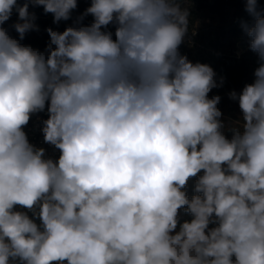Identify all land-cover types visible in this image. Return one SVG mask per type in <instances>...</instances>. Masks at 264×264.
Segmentation results:
<instances>
[{
    "label": "clouds",
    "instance_id": "1",
    "mask_svg": "<svg viewBox=\"0 0 264 264\" xmlns=\"http://www.w3.org/2000/svg\"><path fill=\"white\" fill-rule=\"evenodd\" d=\"M188 3L91 0L41 51L30 5L58 25L77 0H0V264H264V10L246 0L259 66L225 123L224 78L179 51ZM45 110L57 159L24 131Z\"/></svg>",
    "mask_w": 264,
    "mask_h": 264
},
{
    "label": "trees",
    "instance_id": "2",
    "mask_svg": "<svg viewBox=\"0 0 264 264\" xmlns=\"http://www.w3.org/2000/svg\"><path fill=\"white\" fill-rule=\"evenodd\" d=\"M19 4H23L25 0H17ZM80 5L79 9L81 13L85 11L87 7L90 6L91 0H77ZM189 2L195 5V10L200 15L201 20L205 24L218 23L222 28L219 29L215 39L211 40L210 48L201 51L197 55L190 57V61L193 63L200 62L210 65L215 73L217 74V79L221 77L224 78V84L222 87L217 88L216 95H223L225 89L238 90L243 88L245 84L252 83L254 80V73L248 67L244 66L239 71L226 72L223 76L218 77L224 69V66L231 64L227 58L229 53H232L236 48L238 42L245 38L248 42V37L241 27L242 21L252 22V17L245 10L244 15L241 17L240 21L235 25L228 26L229 23V9L234 5L235 0H189ZM262 4V0H258V9ZM246 8V7H245ZM261 10V9H260ZM30 12H34L37 16L36 23L39 25L40 30L38 32L33 31L26 35L25 39L22 41L24 44L31 45L33 48L43 50L49 40L48 34L45 31L48 27L53 28L57 31H63L66 27L71 26L73 21L76 19H70L68 21H61L58 25L53 23L52 14H45L42 7H29ZM79 16V15H78ZM18 13L13 12L10 20L6 22L3 26L8 29L9 34L14 38H18V34L12 28V25L17 21ZM85 24H89L88 20H84ZM227 25V26H226ZM109 30L115 31L113 25H109ZM182 54V48H179ZM249 55L257 57L256 53L249 49ZM258 58V57H257ZM224 60V61H223ZM212 96H209L211 98ZM218 107L223 112V119L225 123L229 121H235L240 116V110L238 102L236 103H220ZM202 174V173H201ZM196 178H191L188 182L186 191L191 197L194 194V185ZM180 222H184L186 218H192L190 215L186 214L183 209L179 211Z\"/></svg>",
    "mask_w": 264,
    "mask_h": 264
},
{
    "label": "rangeland",
    "instance_id": "3",
    "mask_svg": "<svg viewBox=\"0 0 264 264\" xmlns=\"http://www.w3.org/2000/svg\"><path fill=\"white\" fill-rule=\"evenodd\" d=\"M190 10V24H189V32L185 38L184 43L181 44L180 48H182V55H186L188 59L204 51L205 49L210 48V41L215 39L217 32L222 27L219 26L218 23L205 24L200 18V15L195 10V5L191 2L186 5ZM80 5L78 4L77 9H75L72 13V19L81 14L79 9ZM246 7V0H235L234 5L229 9V23L228 26L235 25L244 15ZM261 10H264V0H262V4L260 6ZM85 19L88 20L89 23L92 21V17L89 15ZM226 25V26H227ZM229 59L231 64L228 66H224L226 69L218 75V77L223 76L226 72H234L239 71L244 66L248 67V69L252 70L253 73L255 69L259 66L258 58L249 55V46L248 42L245 38H242L236 48L232 53H229L227 58ZM224 61V60H223ZM242 88L236 90L240 92ZM232 91L231 89H225L223 95L221 96V102L225 104L236 103L229 99L228 93ZM217 93V88L213 89L212 92L209 93V96H214ZM192 219V218H191ZM190 218H186L185 220L190 221ZM183 223V222H181Z\"/></svg>",
    "mask_w": 264,
    "mask_h": 264
},
{
    "label": "built area",
    "instance_id": "4",
    "mask_svg": "<svg viewBox=\"0 0 264 264\" xmlns=\"http://www.w3.org/2000/svg\"><path fill=\"white\" fill-rule=\"evenodd\" d=\"M42 51V50H41ZM48 118L47 110L44 112L33 114L29 120L24 131L26 132L29 142L36 147H42L46 150V156L57 159L59 156V150L55 149L54 146L49 145L43 140V133L41 131L43 127V120Z\"/></svg>",
    "mask_w": 264,
    "mask_h": 264
}]
</instances>
